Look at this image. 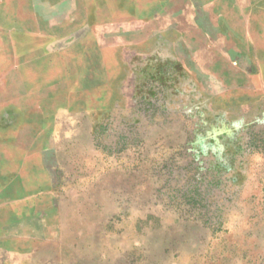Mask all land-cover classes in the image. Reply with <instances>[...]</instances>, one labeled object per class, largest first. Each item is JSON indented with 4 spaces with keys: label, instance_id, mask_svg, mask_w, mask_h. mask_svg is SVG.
<instances>
[{
    "label": "rangeland",
    "instance_id": "rangeland-1",
    "mask_svg": "<svg viewBox=\"0 0 264 264\" xmlns=\"http://www.w3.org/2000/svg\"><path fill=\"white\" fill-rule=\"evenodd\" d=\"M37 3L0 0V114L41 124L45 106L66 127L56 143L4 136L0 151L21 188L49 186L51 170L55 208L34 220L37 234L60 237L35 242L49 264H264V98L220 95L206 79L234 46L264 76L249 63L264 60V0L163 1L176 15L148 10L140 26L99 17L119 25L96 27L97 42L91 18L77 36L61 33ZM167 23L172 44L156 37ZM47 60L66 72L46 71L43 90L34 70Z\"/></svg>",
    "mask_w": 264,
    "mask_h": 264
},
{
    "label": "crops",
    "instance_id": "crops-1",
    "mask_svg": "<svg viewBox=\"0 0 264 264\" xmlns=\"http://www.w3.org/2000/svg\"><path fill=\"white\" fill-rule=\"evenodd\" d=\"M39 0H37L38 2ZM42 5L38 4L35 6L37 9L42 8L45 11H49V16L52 18L57 17L59 22L58 26L64 27L60 29L61 33H73L75 36L80 34L84 29V18H91L88 21L87 32H90L94 41L97 42V33L100 30L96 27L99 25L113 24L119 25L110 20H101L99 17H109V16H121V17H130L133 19V24L143 25L140 21V18L147 14L148 10L154 13L156 18H172L176 15V12L173 11L171 6H163L160 2L163 1H174V0H41ZM177 1V0H176ZM149 2V3H148ZM148 5L149 8H148ZM148 8V9H147ZM194 9L187 8L185 16L194 17ZM94 18V19H93ZM98 18V19H96ZM168 21V20H167ZM122 24V23H121ZM124 24V23H123ZM59 27V28H60ZM143 27V26H142ZM193 30V29H192ZM144 35L142 39L134 40L132 42L136 43L137 47L144 46V41L146 40L145 29H143ZM157 39H161L162 42L173 43V40H168V34L178 33V27L175 24H166L165 28L156 30ZM96 37H94L95 35ZM165 34V35H164ZM156 39V40H157ZM125 46V45H124ZM258 48V47H256ZM234 52L231 57L224 63H218L217 71L215 75L211 76L210 73L206 77L210 81L208 89L211 87V82H219V85L216 86L219 90L218 94L223 95L226 91L229 90H238L248 91L251 95L260 96L264 98V76L257 69L251 67L246 69L243 67L241 60L242 57L238 58V46L233 47ZM227 59V58H226ZM246 59V58H245ZM249 63L252 66L258 67L259 64L263 65L264 60H260L257 55L251 56ZM41 63H39L40 65ZM41 69L37 67L35 75H39L38 86H41V81L45 82L42 84V88L45 85L46 88L52 87L48 83L50 78L44 77L46 74H51L49 69H56V71L66 72V62H58V67L55 62L46 61L43 62ZM63 65V66H62ZM46 71L48 73H46ZM48 74V75H49ZM60 78V77H58ZM52 79V78H51ZM54 79V77H53ZM2 76L0 75V81ZM244 81L250 82L249 85ZM247 85V86H246ZM2 84H0V88ZM59 87V86H58ZM42 90V92H43ZM45 92V91H44ZM45 95V94H43ZM235 104L238 105V98L235 100ZM44 105V104H43ZM61 108V111L64 109ZM41 113H48L50 117L48 121L37 123L35 119H27V121H13V120H3V114H0V146L3 145V139L8 138L14 142H17V138L21 135L23 138L27 139V142L31 144L39 143H51L57 142L56 129L62 130L65 128V124L62 121L55 119L54 110L49 111L43 106ZM11 110V109H10ZM10 110H6V113H11ZM28 112H34L35 110H27ZM66 111V109H65ZM16 112L21 113V110ZM56 113V112H55ZM72 127V126H71ZM70 127V128H71ZM74 135L70 136L73 137ZM49 150V149H48ZM45 151V150H44ZM46 152V151H45ZM44 153V152H42ZM43 156V154H42ZM2 158L3 155L0 151V264H49L50 259L47 258L51 254H45L41 249L36 248V241H52L55 242L60 239L59 236L52 237L47 234H37L35 232L34 220L36 218L35 209H45V208H55L54 207V186L51 185L52 174L49 169H42V171L49 174L50 180L49 186H44L42 188L36 187L35 185H26L21 188L18 186L19 182V172L17 169H3L2 167ZM35 170L31 171V175L28 177L34 176ZM26 202L30 204L31 211L23 215L19 211V204ZM48 214V212H45ZM50 216L49 214L47 215ZM40 219L42 216H38ZM24 218H26L24 220ZM44 220H46L44 218ZM30 221V222H29ZM47 221V220H46ZM30 223V224H29Z\"/></svg>",
    "mask_w": 264,
    "mask_h": 264
}]
</instances>
